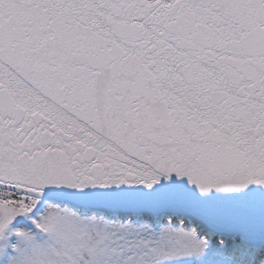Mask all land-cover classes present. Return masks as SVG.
<instances>
[{"label":"snow or ice","instance_id":"obj_1","mask_svg":"<svg viewBox=\"0 0 264 264\" xmlns=\"http://www.w3.org/2000/svg\"><path fill=\"white\" fill-rule=\"evenodd\" d=\"M0 264H264V0H0Z\"/></svg>","mask_w":264,"mask_h":264}]
</instances>
